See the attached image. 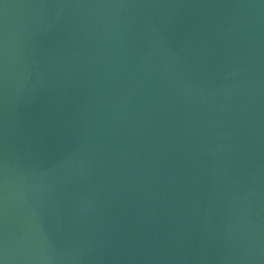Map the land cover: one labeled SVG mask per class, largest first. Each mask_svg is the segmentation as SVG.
I'll use <instances>...</instances> for the list:
<instances>
[{"label": "water", "instance_id": "1", "mask_svg": "<svg viewBox=\"0 0 264 264\" xmlns=\"http://www.w3.org/2000/svg\"><path fill=\"white\" fill-rule=\"evenodd\" d=\"M4 264H264V0H0Z\"/></svg>", "mask_w": 264, "mask_h": 264}, {"label": "snow or ice", "instance_id": "2", "mask_svg": "<svg viewBox=\"0 0 264 264\" xmlns=\"http://www.w3.org/2000/svg\"><path fill=\"white\" fill-rule=\"evenodd\" d=\"M0 264H4L3 260H0Z\"/></svg>", "mask_w": 264, "mask_h": 264}]
</instances>
